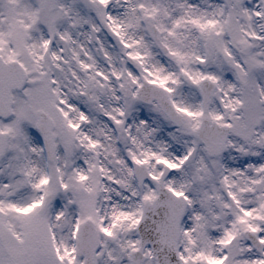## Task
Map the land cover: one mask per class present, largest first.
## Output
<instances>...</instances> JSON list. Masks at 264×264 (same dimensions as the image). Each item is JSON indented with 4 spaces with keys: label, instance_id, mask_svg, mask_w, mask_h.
I'll return each mask as SVG.
<instances>
[{
    "label": "snow or ice",
    "instance_id": "snow-or-ice-1",
    "mask_svg": "<svg viewBox=\"0 0 264 264\" xmlns=\"http://www.w3.org/2000/svg\"><path fill=\"white\" fill-rule=\"evenodd\" d=\"M0 264H264V0H0Z\"/></svg>",
    "mask_w": 264,
    "mask_h": 264
}]
</instances>
